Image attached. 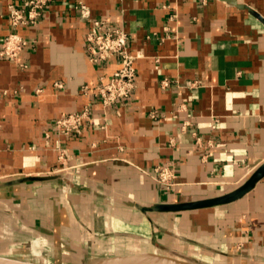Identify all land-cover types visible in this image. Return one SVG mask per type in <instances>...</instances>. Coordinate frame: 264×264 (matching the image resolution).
Instances as JSON below:
<instances>
[{
    "label": "crops",
    "instance_id": "1",
    "mask_svg": "<svg viewBox=\"0 0 264 264\" xmlns=\"http://www.w3.org/2000/svg\"><path fill=\"white\" fill-rule=\"evenodd\" d=\"M20 1L0 0V50L14 30L27 41L19 58L0 56V255L264 264V177L230 203L149 209L227 194L264 163V0H53L14 29ZM91 19L123 25L137 56L136 89L109 107L94 88L117 63L89 60ZM89 102L79 132L54 129ZM163 164L178 175L171 189L155 178Z\"/></svg>",
    "mask_w": 264,
    "mask_h": 264
},
{
    "label": "built area",
    "instance_id": "2",
    "mask_svg": "<svg viewBox=\"0 0 264 264\" xmlns=\"http://www.w3.org/2000/svg\"><path fill=\"white\" fill-rule=\"evenodd\" d=\"M53 0H21L8 6V15L14 29L36 24L44 17L48 5ZM83 17L90 18V12L83 4L81 6ZM92 20V19H91ZM87 52L92 63L104 64L112 59L116 60L117 68L107 79L100 77L94 88V96L98 98L104 107L114 105L118 100L128 98L137 86V69L135 62L137 56L133 54L129 46V33L123 25L112 24L102 19H93L91 30L87 36ZM26 39L17 31L9 32L3 39L0 56L8 59L19 58ZM168 79L163 81V86H168ZM60 85V84H57ZM89 87L83 88L89 93ZM1 97V94H0ZM93 103L89 102L83 111L65 114L55 120L53 127L60 134L79 132L84 123L92 121L91 115ZM49 138V132L46 134ZM155 178L164 188L171 189L177 184V172L170 164L159 165L155 168Z\"/></svg>",
    "mask_w": 264,
    "mask_h": 264
},
{
    "label": "water",
    "instance_id": "3",
    "mask_svg": "<svg viewBox=\"0 0 264 264\" xmlns=\"http://www.w3.org/2000/svg\"><path fill=\"white\" fill-rule=\"evenodd\" d=\"M264 177V163L261 164L250 177L235 190L216 197L205 198L194 201L184 202H171V203H159L150 210L165 211V212H179L185 210H195L200 208L213 207L226 203L233 202L245 194L250 192L256 184ZM44 176L21 178L16 181H25L30 179H43ZM0 264H42L39 262L20 259L16 257L0 255ZM89 264H211L204 261H193L184 258L173 257L169 255L153 253V252H140L133 254H121L114 256H107L99 259L92 260Z\"/></svg>",
    "mask_w": 264,
    "mask_h": 264
}]
</instances>
